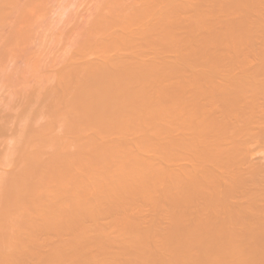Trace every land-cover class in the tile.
Segmentation results:
<instances>
[{
  "label": "bare ground",
  "instance_id": "obj_1",
  "mask_svg": "<svg viewBox=\"0 0 264 264\" xmlns=\"http://www.w3.org/2000/svg\"><path fill=\"white\" fill-rule=\"evenodd\" d=\"M49 1L50 0H48V2ZM217 1L218 0H97L96 8L94 7L95 10L87 16V20H84L83 24H77H81V27L78 26L79 29L75 32V38L73 39L74 44L71 45L70 43L68 45L69 47H67L66 50L64 49L65 51L62 50L64 53H62V51L56 53L61 54V56H59V58L61 57V59H59L60 61L57 60V62L55 60L57 55H54V61L51 60L53 58H49L50 63L48 64L44 63L48 62L46 58H44L45 55L42 59V52H39L40 54L37 53L36 49H38V47L33 49L34 47L31 46L32 42H34V29L39 24L37 21H39L40 14L44 12L46 0H0V79L2 82L8 81L6 83L10 85L7 87L4 83L6 88H3L6 91L9 89L7 91L9 96H5L4 99H10V102H4L5 107L3 106V102L0 103V264H93L99 262L97 260L99 256L101 258L104 256L103 258H107L108 260L110 253L113 252V249L116 251L117 248L119 251L124 249L121 255H125V259L127 258L126 261H128L127 264H264V206H262V210H260L259 204H257L259 203L258 200L260 199L258 198L260 196L262 197V201L264 200V192L262 193V191H260L262 194H258L259 190L264 189V185L261 186L263 189H258L259 185L264 182V179L262 177V183L257 185V181L261 179L262 174L259 175V179V176H256L259 169L258 171L253 168V170H250L253 165L251 159L252 165L250 169L246 166V168L243 167L245 171L247 169L250 172L249 175L242 173L245 171L241 169V172V167H238L246 161L248 163L249 157L248 160H246V158L245 161L242 159L243 156L247 155V147L251 148L249 147L251 144L254 145V148L258 146V148L261 146L263 148L264 146V101H262L263 105L261 104L263 108L260 106L262 108L261 110H259L260 107L257 105L260 104V102H255V100L264 96V88H262L264 86V80L260 81L259 79L258 81V78H255L256 74H259L258 69L253 66L255 69L253 70V68L250 67L251 70H253L252 72L249 70V65L247 66L244 61H239L241 57L240 54H242V56L246 54L244 51V53L240 52L243 49L242 47H244L245 50L247 49L246 46L252 43H250L249 40H253L251 39L253 38V34L251 33L252 35H250V29L249 31L246 30L249 26L244 27L241 17V21L238 18L234 19L236 20L234 21L235 23H239L240 21V24L232 23L230 25L235 31L227 25L230 24L228 23L230 22L229 20L227 23L225 22L226 25L223 26L226 28L224 27L223 30L228 28L229 32L226 30V32L229 33L228 35L224 32L222 34L218 31V33L212 32L215 29L212 30L209 27L208 29L207 27L204 28L207 25V20H209H206V18H208L207 16L211 18L216 15L217 17V14L222 10H226V12L227 10L228 12H234L235 10L236 12L239 8L242 9V7H245L247 12L245 9L241 11L246 12L247 15H252L250 13L256 10L254 6L261 5V3H258L261 0H243V2H246L244 4L247 7L241 2L242 0H224L222 6H218ZM205 2H207V4H205ZM93 3L91 2L90 4L93 6ZM248 3H251V7L254 8L253 10H251V8L248 9L250 7ZM252 4H254V6H252ZM48 5L50 4L48 3ZM249 10L250 13L248 12ZM76 11L79 13L78 10ZM244 12H241V15L244 16ZM257 12L259 11L256 10L254 14L258 15ZM260 12L262 13L261 10ZM238 13H240V10ZM247 15L245 14L246 17L244 16V19H249ZM79 17L76 19L80 20L81 17ZM261 17L258 18L257 16V18L264 23ZM75 21L77 22V20ZM76 22L73 23L76 24ZM262 22L260 24H263ZM209 23L211 22L208 21V24ZM215 23L216 22H214L213 26ZM71 26L74 25L71 24ZM261 26L262 25L259 27L261 28ZM69 27L70 26L67 28L69 29ZM215 28L217 27L215 26ZM255 28L253 32H255L256 36L257 30ZM251 29L253 28L251 27ZM70 30L71 29L68 31L66 29L63 31H68L69 33ZM202 30L205 32V36L201 33ZM157 31H159V35ZM198 31L201 33V38L199 37V33H197ZM155 32H157L156 35L154 34ZM196 33L199 38L195 39ZM71 34L73 33L71 32ZM259 35L257 34V38ZM68 36L70 35L68 34ZM64 39L65 38H63L62 41ZM261 39L263 47L264 41L263 38ZM195 40L201 41V43L199 42L200 45L198 44V50L194 47V44L198 43ZM211 40H216L218 42L215 41L217 45L224 46L222 49L224 52H227V50L230 52V50L233 49L234 51H231L232 54L228 52L230 56L233 55L232 57L240 52V54H238L239 56L235 55V57L231 59L234 61L227 60V57L229 58L230 56L226 53V60L229 62L228 64L231 63L230 66L232 65L233 68H230L229 65H227V67L229 66L228 69L231 71L235 67L240 70L239 66H242L241 69H247L246 72H248V74L242 73V75H244L241 76L240 74L238 78H235L237 76L235 75L233 76L234 78L231 79L228 78L225 80L224 78V80H216L217 75L215 78L213 74H217L220 71L222 72L224 67H227L224 65L221 70L222 66H219V64L217 65L215 62L217 57L215 58L206 51L208 50V45L212 43H210ZM55 42H57V40ZM59 42L60 40L58 39V44ZM236 46H240L241 50L235 53V50L238 49ZM155 47L159 49L158 52L161 48H164L162 50L165 51L166 48L170 49V47H175L173 49L174 51H172V55L174 54L175 57L177 56V54H175L176 49H179L181 52L185 49L186 53H180V56H182L180 58L182 60L181 62L179 61L178 55L175 61L178 63L172 64V62L170 63L167 59L169 58L170 60L171 57H166L169 55L168 49L164 52L166 56L163 55L164 57L162 56L159 60V57L155 58V54L157 56L158 53L154 52L157 51ZM209 48H213V46H209ZM249 48L251 50V47ZM253 49L254 48H252L251 52ZM161 54H163L162 51ZM161 54H158V56ZM254 54L256 53L254 52ZM214 55L222 56L223 52L222 55H217V53H214ZM48 56L51 55L46 54L47 58ZM193 56H197L195 57L197 60L194 59ZM237 56L239 59H237ZM254 56L253 58L255 59ZM189 57L191 60H189ZM246 57L247 56L244 55V58L242 57L243 59L241 60H245L248 64L250 57ZM218 59L219 58H217V63L223 60L220 58L218 61ZM155 60H157V63ZM238 62L239 66H237ZM242 62L245 66L241 64ZM200 64L204 65L203 72L198 71L202 69V65ZM205 64L208 65V67L212 64L213 67L212 65L210 67L213 69L214 65H216L214 69L215 72L213 69L208 70L209 68H207ZM263 64H259V68L260 65L263 67ZM188 65L192 67L190 68ZM253 65L256 64L253 63ZM186 66L190 68V74L188 73L189 70L185 68ZM218 66L220 67V71L216 72L219 69ZM196 67L198 68L195 69ZM205 67L207 69H205ZM192 69H195V71ZM166 70H170L172 73L174 72V74L179 75L182 74L181 72H184L186 75H192L193 73L192 76H196L198 72L197 75L205 74L209 76H200L201 79L198 76V78L195 79L196 77L191 78L192 76L187 78L185 75L186 78H183L182 75L181 77L177 75L178 77L174 78L170 77V75L173 76L174 74H167ZM170 71H168V73ZM205 71H209L210 74L213 71V76ZM233 72L230 76L234 74ZM243 72H245V70ZM262 74L263 77L264 73ZM228 76L229 75H227V77ZM169 78H174L175 82ZM3 79H5V81H3ZM155 82H159V84L157 83L156 85V87L160 85L158 88L159 90H161L160 88L162 85L165 86V82L169 83H166L169 86H166L167 88H165V90L162 89L161 92L164 90L163 94L160 93L159 95L158 93L157 96L155 93L160 91H156L154 88L155 85H153V83ZM170 82H174L176 86L172 85ZM148 90L156 92L151 93L152 91L148 92ZM261 90L262 92H260ZM161 95L166 97L167 101H165V98L162 99L168 102L166 104L169 106L167 108L166 104L161 101L163 103L161 104L163 110H160L161 107L159 105L161 102L156 104L160 97H162ZM2 100L3 99H1L0 102ZM146 105H150V107ZM155 105H158V107ZM164 106H166L167 111H165L166 109ZM142 107L143 110L141 109ZM150 108H155L156 113ZM157 108L158 110H156ZM141 112L144 113H142L144 117L148 114L153 116L152 119L148 116L146 121L150 124L148 125L150 134L153 130H155V132L157 131L156 134H151L156 139H152L153 136L147 132V128V130L144 129L145 126L141 128V124L143 126L146 123L145 119L140 115ZM146 113L147 115H145ZM160 114H162V117H160ZM154 115H158L159 117L156 118V122ZM166 115V120L169 122L172 120L170 123H173L175 126L179 124L180 131L177 128L175 129V126L170 125V123L168 125L171 127L163 125L165 124L163 122L166 121L163 117H166ZM139 116L143 119L139 118ZM160 118L159 124L163 126V128L160 127L159 129L162 128L166 132L162 129L161 131L156 130L159 127L157 121H159ZM138 119L144 121L139 123L140 120L138 121ZM148 119H150V122L154 119L152 122L155 124L152 122L150 123ZM133 121L138 124L135 125L136 127L134 126L135 128L138 127L137 130L139 129V131H142L143 129V132L146 130L145 132L148 133H143L144 135L141 133L143 135H141L143 139L140 138L139 140L143 141H141V143L132 139L134 133L137 131L136 129L134 130V127V133H131V131L127 132L128 134L126 133L127 129H132L133 125L131 126V124H135ZM123 124H127V127H130L127 128L125 125V127H123L124 129H122V126H124ZM151 124H157L158 126L156 125L153 127ZM152 127L153 130L151 129ZM166 127L170 130L169 134L167 133L168 130ZM116 128L118 132L114 131ZM112 129H114L112 132H114L115 135L121 132L118 135V139L115 135V137L113 136L114 139H110L113 135L111 132ZM108 130H110V134L112 135H107ZM122 132L124 134L126 133L127 136L129 133L133 135H131L130 138V141H135L133 145L130 143V147L133 146L131 148L132 150L127 145L129 147L128 149V147L124 145L125 143H118L119 145H116V141L115 143L111 141L115 140V138L119 140L123 135ZM160 132L161 134L158 135ZM172 132H176L174 134L178 133V136L172 135V137H174L171 138ZM162 133H164L165 136L166 134L170 136L165 138L164 141ZM126 135L122 137L124 140ZM149 135L151 139H147V137H150ZM155 135H158L159 138ZM160 135H162L161 138ZM106 136H108V138ZM135 136H137V134ZM137 138L138 136L136 139ZM168 139L170 141H168ZM149 140H151V142L153 141V143H148L150 147L153 146L158 149L160 144H162L160 146L161 149L160 147L159 149L161 152H163L164 149L161 156L164 157L165 162L172 158V162L177 160L178 163H182L184 160L178 158L182 155L183 158L186 156H188V158L190 157L189 159L192 161V163H190L191 165L187 167L179 163L182 167L177 169L175 168L176 166L174 168L171 166L172 168L170 170H168L169 166L166 165L168 168L162 166L166 168H159V170L164 169L163 172H167V176L165 175L167 179L165 180L163 177L165 173L162 174L161 171L155 170L157 168L152 167L155 163L156 165L158 164L157 160H155L156 156L155 158L149 156L151 162L150 160L148 161L149 157L146 154L151 153L150 155H152L153 153H157V155H160L161 153L156 150H150L149 152V150L145 148L147 146H145V141L147 143ZM243 140L244 142H242ZM96 141L99 143H96ZM104 141L106 143H104ZM107 141H110V143ZM156 141L159 142V146H155V144L158 145ZM167 141L171 144H166L165 142ZM91 142L99 145L96 146V148L98 147L97 150L93 151L89 149ZM257 142L263 145L255 147ZM103 143L106 146H104ZM242 143H247L248 146H246L247 144L243 146ZM107 145L111 146L108 148H111L113 154H111ZM112 145H114L115 149L116 146L118 147V150L116 149L118 152L112 149ZM119 146L121 148L123 146V148L121 149ZM134 147H138L139 150L141 149V152L143 150H148L145 153H141L142 155L144 153L147 157L145 155L139 156V154L137 156L136 154L137 152L139 153V151H135L138 149ZM241 147L246 149L245 152H240V154L246 153V155H241L242 158L239 157V150L242 149ZM165 148L168 149L165 151ZM175 148L179 149H177L176 154L173 152ZM124 149L126 151H124ZM253 150L256 151L255 149ZM119 151L122 152L120 153ZM249 151L250 149L248 152ZM129 152L131 154H129ZM165 152H169L168 154H172V156L170 155V158H168L169 155ZM177 152H179V154H177ZM119 153L120 156L123 155L124 160L126 157L128 158L129 155H131V157L136 156L137 159L134 163L132 161H135V159L133 160L131 157L125 160L128 166H130L129 170L128 167L126 168L127 171L125 168L123 169V162L125 161H121ZM124 153H126V155ZM183 154L186 155L184 156ZM250 154L252 155L253 153ZM161 156L159 158H161ZM98 157L99 164L96 162L98 167L89 163L90 160L97 161ZM140 157L143 159L145 158V160H141ZM188 158L187 161L189 160ZM146 159L147 163H145ZM152 159L156 162L154 161L152 163ZM170 160L167 162L169 163L168 165L172 163ZM187 161L185 160V162ZM110 162L113 163L112 166H110ZM75 164H77V166ZM106 165H109L108 168H105L107 167ZM156 165L155 167H158L162 165V163ZM254 165L257 166L258 164L255 163ZM79 166L81 170L83 169L84 171H82V173L88 175L84 174V176H80L79 173L81 170H79ZM74 167L79 173L78 171L75 173L76 170L73 169ZM93 167H95V169L96 167L99 168L98 170H101V173L109 169L107 172H109L110 175L108 176L107 173L103 174V178L100 174V176H96L97 173H95L96 170H94ZM92 169L94 172H91ZM102 169L105 170L102 171ZM112 170H114V173L112 172V178L106 183V178L110 179V171ZM71 171L75 173V175L72 174L73 177L77 174L76 179L80 176L78 179L79 181L84 177L86 180V176L88 179L86 181L82 179L85 181L84 184L73 180L75 185L76 183L81 185L76 187L73 183L74 186L71 185V187H68L70 189L73 188L70 192L67 188L68 184L63 179V175ZM249 172H246V174ZM91 173H93V175L90 176L89 174ZM158 174H162L161 179L163 181L161 179V181H159L158 176L160 175ZM62 181H64V183L60 184ZM163 182H167L166 184L164 183L166 186H163ZM248 183L252 185H248ZM156 184L157 186H163V189L158 186L160 190L157 194H161V198H163L161 204H167L168 202L167 206L165 205L167 207L166 212L162 209L161 211H156L157 209L155 210L153 208L155 203L158 205L156 201L152 202V193L154 191L157 192L155 189ZM61 188L67 190L63 191ZM161 189L163 190L162 193H160ZM59 190L61 192H59ZM59 193H64V196H66L65 194L67 193V198L65 199L64 197L63 199L65 200L60 199L59 197H61V194ZM100 196H102V198H99ZM239 197L240 199H238ZM125 199L129 200L126 201ZM103 200L107 202L105 203ZM134 200L137 202L139 201V203H137L138 206L136 204L131 206L134 204ZM142 200L144 203H147L148 200L147 204L149 205L151 203L149 206L152 207L153 212L156 213H152L151 210V213L153 215L155 214L153 220L150 218L151 221L148 219V217H152L151 214L150 216H145L149 212H145L146 214L143 217V219L147 217L148 221L153 222L152 226L151 223L148 222L150 224L149 227L151 226L152 228H150V230L153 231L155 226L164 219V213L169 215V223L167 222L168 226L164 222L166 229H163L165 232H163V229L159 230V232H163L160 233L162 235L158 234L160 239L156 237L157 233L155 234L154 231L150 233L149 230L148 232V224L144 225L146 229H144V227L142 230L140 229V226L142 227L143 225L141 224L143 220L137 221V219L141 217L137 215L136 219L135 213L139 212L138 210ZM164 200H167V202H163ZM108 201L111 203L107 204ZM143 201L141 206L143 205ZM131 202L133 203L131 204ZM124 203H127L130 209L122 211H127L128 215L129 210H131L132 213H130L134 216L135 222L132 218H126L123 221H121V219L118 220L119 217L117 218V216L122 213H118L117 210H115L118 214L116 216L117 219L114 220L115 222L118 220V224L115 223L118 227L112 220H110V222H112L114 226L110 223L105 224L106 222L103 223V221L102 223L105 225L100 223L101 221L99 222L101 216L99 211H102L100 210L101 204L105 205L106 208L107 205H111L109 207L114 205V207H118V205ZM98 205L100 207H98ZM123 206L124 205H122V208ZM165 206L163 205V208ZM168 206L170 208L169 210ZM256 206L259 208H256ZM132 207L135 208H133V211L131 209ZM160 207L162 208V205L159 207L157 206L158 209ZM166 207L164 209H166ZM124 208L126 209L127 207ZM141 209L143 210L142 207ZM113 211L114 210L111 212L105 211V213L115 214V211ZM146 211H149V209H146ZM157 213L158 216L161 214L163 219H161V215V218H159L160 216L158 217ZM98 214L97 222L94 220L97 219L95 217ZM107 214L102 215L105 216ZM131 214L130 216L132 217ZM127 215L126 217H128ZM141 215H143V212ZM157 217L159 218V221H157L158 223H156V220H158ZM123 218H125V216H123ZM87 220L88 222H95L96 226L98 225L97 228L95 227L96 231L93 230L94 233L98 231V239L95 241L92 240L95 239L92 238V234H94L91 231L92 228H87L84 225ZM145 221L146 220H144V222ZM136 222L138 223L136 224ZM100 224L104 228H99ZM108 224L112 226V228L109 227ZM91 226H95V224ZM115 227H117L118 231L116 229L113 230ZM109 228L112 229L111 232ZM115 231H117V233ZM119 231L120 233H118ZM139 231L145 232L138 235L137 233ZM156 231L157 229L155 232ZM112 232L117 234V238L118 236L122 237L120 236L121 234L124 235L123 238L125 235H128L131 237L129 238L127 236L130 240L132 239V243L125 246L126 248L123 247L125 245L123 243L121 247H115L114 245L116 249L113 248L111 252L108 251L107 248L104 250L106 242L102 237L107 236L110 238L106 233L109 235L111 233L112 235ZM147 232L155 235L152 236V238ZM88 234L92 237L85 240ZM154 237L158 240L153 243L152 239L156 240ZM43 238L67 239L65 240V244L61 242L58 247L54 245L55 241L53 242L49 239L52 246L50 247V243L48 242L49 250L43 253V248L47 245V241ZM123 238L122 240H127ZM109 240L108 245L111 241L113 244L116 243L114 242V238ZM157 244L160 246L158 247ZM92 245L95 246L96 250L91 247ZM152 246L154 250L152 248L151 250L154 255L157 251L160 252H157V255L159 254L158 256L155 255L154 257V255L150 254L152 251H150L149 248ZM66 247H68V250L65 249ZM159 248L161 251L158 250ZM90 249L93 250L91 251ZM106 251H108V255ZM115 251L111 253V260H118L116 255L117 257H122L119 254L120 252L115 253ZM125 252L129 254H127L128 257L124 254ZM162 253L164 254L162 255ZM131 254L133 258H129ZM165 254L166 257L168 255L167 258L163 257ZM170 256L171 258H169ZM103 258L101 261L102 263L105 262ZM125 259L122 260L121 258L123 262H125ZM128 259L133 260L129 261ZM110 261L108 264H114Z\"/></svg>",
  "mask_w": 264,
  "mask_h": 264
},
{
  "label": "rangeland",
  "instance_id": "obj_2",
  "mask_svg": "<svg viewBox=\"0 0 264 264\" xmlns=\"http://www.w3.org/2000/svg\"><path fill=\"white\" fill-rule=\"evenodd\" d=\"M89 1H90V2H89ZM223 1H224V0H222V1H221V0L219 1V0H218V1H217V2H218V6H220V5L222 6L223 3H224ZM227 1H228V0H227ZM262 1H263V2H262ZM47 2H48V0H46V2H45V6H44L45 8H44V12H43L44 15H43V13L40 14V17H39V19H38L39 21H37V22H39V24L37 23L38 25H37V27H35V29H34V33H33V35H34V36H33V37H34V39H33L34 42H32L31 46L34 47L33 49H35V48L38 47V49H36V50H37V53L42 52V53H43V54L41 53V55H42V56H41L42 59H43V57H44V55H45L44 58H46V61H48V62H44V63H48V64H49V63H50L49 58H50V59L53 58V59H51V60L54 61V55H55V56L57 55V56L55 57V60L57 61V60L61 59V57L59 58V56H61V54H56V53H59V51H62V50L65 51L66 48L69 47L68 45H69L70 43H71V45L74 44V43H73V42H74L73 39L75 38V32L78 31V29H79L78 26L81 25V24H80V25H77V24H79V23H82V24H83V21H84V20H85V21L87 20V16H89L90 13L93 12V11L95 10L96 5H97V0H54V1H53V0L51 1V0H50V1L48 2L50 5H48ZM91 2H92V3L94 2L95 4L93 3V6H92V4H90ZM225 2H226V1H225ZM241 2H243V0H242ZM80 3H81V4H80ZM219 3H220V4H219ZM244 3H246V2L244 1L243 4H244ZM258 3H261V5H258V4L256 3V4L258 5V6H256L257 8L254 6V4H252V6H254V8H255L257 11H259V12H257L258 15H255V14H254V12H256V10L252 11L251 13H250V10L248 11L250 14H252V15L254 14L253 16H252V15H249V14L247 15V13H246V12H247V9H245V7H242V9L239 8L240 13H238L239 10H236V12H235V10H234L235 13H234L233 11H229V12H228V10H227V12H226V10H222V11H220V13L217 14V15H218V16H217L218 18L216 17V15H215V17H211V18H210V16H207L208 18H206V20L209 19V20H207V25H208V26L206 25L204 28L207 27V29H208V27H209V28L212 29V30L215 29V30L212 31V32H217V31H218V32H220L221 34H222L223 32H224V33H227L226 30H228V28H227L226 30H225V29L223 30V28L225 27V26H223V25H226V23H227L228 20H229L230 22H228V23H230V24H227V25H229V28H231L232 30H234L232 27H230V25H231L232 23H233V24H237L238 22L235 23L234 21H236V20H234V19H237V18L240 19V17H241V19H242V24L244 25V27H245V26H246V27L249 26L248 29H246V28H245V29H246L247 31H249V29H250L249 33H250V35L253 34V35H252L253 38H251V39H253V40H252V41L249 40V42H250V43L252 42V43H251V44L248 43L249 46H246L249 52L247 51V49L245 50L244 47H242L244 50H243V49L241 50V49H240V46H239V47L236 46V48H238V49H236L237 51L235 50V53H236V52H239V50H241L240 52H242V53L245 52L246 54H244V55H246L248 58L250 57V58H249V62H248V64H247V62H245V60H241V59L244 58V55L242 56V54H240V52H239V53H236L235 55L240 54L241 57H240V60H239V61H240V62H241V61H244V63H246L247 66L249 65V66H248L249 68H250V67L253 68V66H254V68L258 69V70H259V71H258L259 74H258V75L256 74V77H255V78H258V81H259V79H260V81H262V80H264V76L262 77V75H263L262 73H264V71H262V70H264V69H263L264 66L261 67V65L264 63V57H263V55H264V54H263V52H264V46L262 47L263 43H262V39H261V38H263V41H264V33H263V32H264V23H263L260 19H258V18L262 16L261 19L264 20V14H263V13H264V12H263L264 7H262V6H264V0H261V1H259ZM82 4H83V5H82ZM205 4H207V2H205ZM256 4H255V5H256ZM94 5H95V6H94ZM244 5H245V4H244ZM248 5L250 6L248 9H250V8H251V10L254 9L253 7H251V3H250V4L248 3ZM46 6H47V8H46ZM245 6H246V5H245ZM76 7H77V8H76ZM79 7H80V8H79ZM88 7H89V8H88ZM94 7H95V8H94ZM246 7H247V6H246ZM259 7H260V8H259ZM78 8H79V9H78ZM84 9H85V10H84ZM87 9L89 10V12H88ZM237 9H238V8H237ZM243 9H245L246 12L241 11V10H243ZM259 9L262 11V13L260 12ZM76 10H78L79 13H77ZM46 11H47V12H46ZM224 11H225V12H224ZM82 12L84 13V15H83ZM218 12H219V11H218ZM230 12H232V13H230ZM241 12H244V16H245V14H246V15H247V18H249V19H246V18H245V19H246V20H245V19H244V16L241 15ZM45 13H46V14H45ZM81 13H82L83 16L81 15ZM86 13H87V14H86ZM88 13H89V14H88ZM222 13H223V14H222ZM227 13H228V14H227ZM76 14H77L78 16H77ZM79 14H80L81 16H80ZM235 14H236V15H235ZM242 14H243V13H242ZM260 14H261V15H260ZM41 15H42V16H41ZM75 15H76V16H75ZM240 15H241V16H240ZM74 16H75V17H74ZM79 16L81 17V19H80V20H79V19H76V18H78ZM85 16H86V19H85ZM220 16H221V19H220ZM231 16H232V18H231ZM238 16H239V17H238ZM254 16H256V17H254ZM257 16H258V18H257ZM80 17H79V18H80ZM83 17H84V18H83ZM233 17H235V18H233ZM242 17H243V18H242ZM245 17H246V16H245ZM251 17H252V18H251ZM74 18H75V19H74ZM212 18H214V19H212ZM215 18H216V19H215ZM73 19H74V20H73ZM210 19H211V20H210ZM223 19H224V20H223ZM241 19H240V21H241ZM252 19H253V21H252ZM254 19H255V20H254ZM256 19H258V20H256ZM72 20H73V21H72ZM75 20H77V22H76ZM213 20H214V21H213ZM217 20H219V21H217ZM244 20H245V22H244ZM69 21H70V22H69ZM78 21H79V22H78ZM208 21H210L211 23L208 24ZM238 21H239V20H238ZM240 21H239L238 24H240ZM246 21H248V22H246ZM251 21H252L253 23H252ZM258 21H259V23H258ZM260 21H261L263 24H260V23H261ZM68 22H69V23H68ZM71 22H72V23H71ZM73 22H76V24L73 23ZM214 22H216V23H215V25L213 26ZM217 22L219 23V25H218ZM225 22H226V23H225ZM255 22H256V23H255ZM245 23H247L248 25L245 24ZM250 23H251V24H250ZM67 24H68V25H67ZM71 24L74 25V26H71ZM220 24H221V25H220ZM256 24H257V25H256ZM217 25H218V26H217ZM255 25H256L257 27H256ZM260 25H262L261 28L259 27ZM64 26H65V27H64ZM68 26H70L69 29H71L69 33H68L69 29L67 28ZM215 26H216L217 28H215ZM73 27H74V28H73ZM80 27H81V26H80ZM212 27H213V28H212ZM218 27H220V28H218ZM251 27H252L253 29H251ZM255 27H256V28H255ZM258 27H259V29L257 30ZM225 28H226V27H225ZM254 28L257 30V31H256V36H255V32H253V31H255ZM262 28H263V29H262ZM66 29L68 30V31H66L67 33L64 32ZM73 29H74V30H73ZM76 29H77V30H76ZM207 29H204V30H207ZM35 30H36V31H35ZM63 30H64V31H63ZM259 30H260V31H259ZM73 31H74V32H73ZM234 31H235V30H234ZM262 31H263V32H262ZM63 32H64V34H63ZM71 32H72L73 34H71ZM157 32H158V35H159V31H157ZM157 32H155L154 34L156 35ZM218 32H217V33H218ZM228 32H229V30H228ZM260 32H261V34H260ZM61 33H62V34H61ZM197 33H199V35H200L199 37H200V38L202 37V36H201V33L204 34L203 36L206 35L205 32H204L203 30H202L201 33H200V31H198ZM197 33L195 34V39H196V38H199ZM206 33H207V32H206ZM251 33H252V34H251ZM262 33H263V34H262ZM68 34H69L70 36H73V35H74V36H73V37H70V36H68ZM228 34H229V33H227V35H228ZM257 34H258V35L260 34L259 36H261V37L258 36V38H259L260 40L257 38ZM59 35H60V37H59ZM62 35H63V37H62ZM64 35H65V36H64ZM223 35H224V34H223ZM262 35H263V36H262ZM196 36H197V37H196ZM252 36H251V37H252ZM68 37H69V38H68ZM254 37H255V38H254ZM63 38H65V39L62 41ZM58 39L60 40L59 44H58ZM69 39H71V40H69ZM249 39H250V38H249ZM56 40H57V42H55ZM67 40H68V41H67ZM72 40H73V41H72ZM193 40H194V39H193ZM197 40H200V39H197ZM197 40H195V41H197ZM254 40H255V41H254ZM256 40H257L258 43L256 42ZM69 41H71V42H69ZM215 41H216V40H214V41L211 40V41H210V43H211V42H212V43H211V44L209 43L210 45H208V47H207L209 51H208V50H206V51L209 52L210 55L214 56L215 58H216V57L219 58L218 61L220 60V58L223 59L224 54H225L224 59L221 60L222 63L220 62L221 64H220L219 62L217 63V58H216V61H215L217 65L219 64V66H222V67H221V70H222L223 67H224V65H225L226 67H227V65L230 66L231 63L228 64L229 62H228L227 60H231L232 58L235 57V55H234V57H232L233 55H231V56L229 55V53L232 54L231 51H232L233 49H231L230 52H229L228 50H227V52H224V50L222 51V49H223L224 46L222 47L221 45H217L218 42L216 41V42H217V43H216ZM63 42H64V43H63ZM197 42H198V43H196V44H194L193 42H190V43H193V44L195 45L194 47H196V49L198 50L201 41H197ZM199 42H200V43H199ZM214 42H215L216 44H215ZM255 42H256V43H255ZM56 43H57V44H56ZM61 43H62V44H61ZM65 43H66V44H65ZM260 43H262V44H260ZM187 44H188V43H187ZM198 44H199V45H198ZM214 44H215L216 46H215ZM229 44H230V43H229ZM62 45H64V46H62ZM71 45H70V46H71ZM184 45H185V44H184ZM211 45L213 46V48H209V46L212 47ZM251 45H252L253 47H252ZM258 45H259L260 47H259ZM35 46H36V47H35ZM182 46H183V45H182ZM197 46H198V48H197ZM214 46H215V47H214ZM217 46H218V48H217ZM226 46H228V45H226ZM226 46H225V47H226ZM256 46H257V47H256ZM62 47H63V48H62ZM180 47H181V46H180ZM194 47H192V48H194ZM249 47H251V50H252V48H254L252 52H251V50H250ZM261 47H262V48H261ZM61 48H62V49H61ZM155 48H156V47H155ZM157 48H158V46H157ZM157 48H156V49H157ZM159 48H161V47H159ZM174 48H175V47H172V48L170 47V49L166 48V49H168V51H169V55H170V56H169V55L166 56V53L164 54V52L167 51L166 49H165V51H164V50H162V49H164V48H161L159 52H158L159 49H157V51H154L155 53L158 52V53H157V56H156V54L154 53V54H155V58H156V57H157V58L159 57V60H160V58H162V56L164 55V56H166V57H171L170 60H169V58H167L168 61H169L170 63L172 62V64H173V63L176 64V63H178V62H175V61L177 60L178 55H179V61L181 62L182 60H181L180 58H181L182 56H180V53H182V52H183V53H184V52L186 53V51H185V49H184V50H182V52H181L179 49H176V50H175V54H177V56L175 57L174 54L172 55V51H174V50H173ZM177 48H179V47H177ZM214 48H215V50H214ZM260 48L263 49V50H261ZM39 49H41V50H39ZM43 49H44V51H43ZM57 49H58V51H57ZM64 49H65V50H64ZM156 49H155V50H156ZM180 49H182V48H180ZM194 49H195V48H194ZM196 49H195V50H196ZM216 49H218L219 51L216 50ZM224 49H227V48H224ZM258 49H259V50H258ZM178 50H179V51H178ZM255 50H256V51L258 50L259 52H258V51L256 52ZM45 51H46V52H45ZM47 51H48V52H47ZM55 51H56V52H55ZM63 51H62V53H64ZM161 51L163 52V54H161ZM176 51H177V52H176ZM233 51H234V50H233ZM243 51H244V52H243ZM262 51H263V52H262ZM44 52H45V54H44ZM50 52H51V53H50ZM170 52H171V53H170ZM178 52H179V53H178ZM213 52H214V53H217V55H219V54L222 55V52H223V55H222L223 57L220 56V55H219V56H215L216 54L214 55ZM228 52H229V53H228ZM250 52H251V53H250ZM254 52H255L256 54H254ZM260 52H262V53H260ZM48 53H49V54H48ZM53 53H54V54H53ZM60 53H61V52H60ZM173 53H174V52H173ZM226 53L231 57V58L229 57L230 59L226 56ZM252 53H253V54H252ZM39 54H40V53H39ZM46 54H47V55H51V56H48V58H47V57H46ZM158 54H161V55H160L161 57L158 56ZM167 54H168V52H167ZM247 54H250V55H247ZM258 54H259V55H258ZM262 54H263V55H262ZM252 55H253V56L255 55L254 57H255L256 60L253 58ZM257 55H258V56H257ZM260 55H262V56H260ZM164 56H163V57H164ZM173 56H174V57H173ZM197 56H198V55H197ZM197 56H195V57H197ZM238 56H239V55H238ZM238 56H237V59H239ZM193 57H194V56H193ZM195 57H194V59H196ZM226 57H227V60H226ZM242 57H243V58H242ZM247 57H246V58H247ZM251 57H252L253 59H252ZM257 57H259V58H257ZM191 58H192V56H191ZM191 58L189 57V60H191ZM215 58H214V59H215ZM261 58H262V59H261ZM163 59H164V58H163ZM173 59H174V60H173ZM192 59H193V58H192ZM235 59H236V58H235ZM237 59H236V60H237ZM250 59H251V60H250ZM157 60H158V59H157ZM157 60H155V62H156ZM196 60H197V59H196ZM236 60H235V61H236ZM246 60H247V59H246ZM253 60H254V61H253ZM257 60H258V61H257ZM259 60H261V61H259ZM43 61H44V60H43ZM56 61H55V63H56ZM59 61H60V60H59ZM193 61H195V60H193ZM226 61H227V64H226ZM231 61H234V60H231ZM247 61H248V60H247ZM250 61L253 62L254 64H256L257 66H256V65H253V63H251ZM57 62H58V61H57ZM195 62H196V61H195ZM223 62H224V63H223ZM255 62H256V63H255ZM156 63H157V62H156ZM233 63H234V62H233ZM236 63H237V61H236ZM244 63L242 62L241 64L243 65ZM180 64H181V63H180ZM259 64H261V65H260V68H259ZM197 65H199V64H197ZM200 65H202V69H203V70L201 69V70H198V71L203 72V71H204V68H203L204 65H203V64H200ZM211 65H212V64H210L209 67H208V65L205 64V66H207V68H209L208 70L213 69V68H212L213 65H212V67H210ZM234 65H235V63H234ZM263 65H264V64H263ZM188 66H189V65H188ZM188 66H186L185 68H187V70H189L188 73L190 74V71H191L190 68H191L192 66H189L190 68H189ZM215 66H216V65H214V69H215ZM219 66H218V67H219ZM229 66H228V67H229ZM237 66H239V62H238V64H237ZM244 66H245V64H244ZM244 66H243V69H244ZM247 66H246V68H247ZM200 67H201V66H200ZM200 67H199V68H200ZM228 67H227V68L224 67V69H225L226 71L223 69L222 72L220 71V67H219L218 71H216V72H219V71H220V72L217 73V74H215V73L213 74L214 77L217 75V78L215 77L216 80H217V79H218V80H221V79L224 80V78H225V80L228 79V78L231 79V78H234L233 76H235V75H237L235 78H238V77L240 76V74H241V76H243L245 73H246V75L248 74V72H246L247 69H244L245 72H243L244 70L241 69L242 66H239V67H240V70H238L239 68H237V67L234 66L235 68H234L233 70H231L232 72L234 71V72H233L234 74H233L232 76H230V75L232 74V72L228 69ZM188 68H189V69H188ZM193 68H194V66H193ZM197 68H198V67H196L195 69H197ZM207 68L205 67V69H207ZM230 68H233L232 65L230 66ZM251 68H250L249 70H251ZM254 68H253V70H255ZM261 68H262V69H261ZM195 69H192V70L195 71ZM214 69H213V70H214ZM227 69H228V70H227ZM241 70H242V71H241ZM253 70H251V71L253 72ZM168 71H170V70H168ZM168 71L166 70L167 74H174V72L172 73V72L170 71V72L168 73ZM223 71H224V72H223ZM236 71H237V72H236ZM251 71H250V72H251ZM156 72H157V71H156ZM160 72H162V71H160ZM186 72H187V71H186ZM205 72H206V71H205ZM212 72H213V71H212ZM212 72H211V74H210L209 71H207L206 73L212 75ZM214 72H215V70H214ZM226 72H227V73H226ZM230 72H231V73H230ZM250 72H249V73H250ZM181 73H182V74H181L182 77H183V78H186V77H185L186 73H184V72H181ZM195 73H196V72H195ZM195 73H194V74H195ZM197 73H198V72H197ZM197 73H196V76H195V75L192 76L193 73H192V75H186V76H187V78H188L189 76H190V77L192 76L191 78L196 77L195 79H197L198 76H199V78H200V76H206L205 74H204V75H197ZM224 73H225V74H224ZM229 73H230V74H229ZM242 73H244V74L242 75ZM156 74H158V73H156ZM199 74H200V72H199ZM202 74H203V73H202ZM220 74H221V75H220ZM226 74L229 75L230 77H229V76L227 77ZM174 75H176V76H174ZM174 75H173V76L170 75V77H174V78L176 77V78H177V77H178L177 75H179V74H174ZM181 75H179V77H181ZM213 75H212V76H213ZM246 75H245V76H246ZM260 75H261L262 78L260 77ZM208 76H209V75H208ZM208 76H206V77H208ZM1 78H2V77H1ZM174 78H169V79H172V80H174V82H175V79H174ZM204 78H205V77H204ZM219 78H220V79H219ZM200 79H201V78H200ZM177 80H178V79H177ZM202 80H203V78H202ZM255 80H257V79H255ZM3 81H5V79H3ZM200 81H201V80H200ZM6 82H8V81H6ZM6 82H2V80L0 79V84L2 83V84L0 85V88L2 89V90L0 89V100L3 99L0 103L3 102V106H4V102H10V101H9L10 99H9V100H8V99H6V100L4 99L5 96H9V95H8L9 93H7V91H8L9 89H8L7 91L4 90V89L6 88V85H7ZM174 82H170V83H172V85L176 86V84H175ZM4 83L6 84L5 86H4ZM157 83L159 84V82H157ZM157 83H156V82L153 83V85H155L154 88L156 89V91H158V90H159L158 88L160 87V85L156 87ZM166 83H167V82H165V84L162 83V84H164L165 86H163V85L161 84L162 87L160 88L161 90H159L160 92L155 93L156 91L153 92V90H151L152 92H151L150 90H148V92L155 93V95H157V96H158V93H159V95H160V93L163 94L165 88H167V87L169 86V85H167V84H169V83H167V84H166ZM173 83H174V84H173ZM153 85H152V86H153ZM172 85L170 84L171 87H172ZM263 85H264V84H263ZM8 86H10V85L8 84L7 87H8ZM166 86H167V87H166ZM174 86H173V87H174ZM3 88H4V89H3ZM151 88H153V87H151ZM154 88H153V89H154ZM262 88H264V86H263ZM162 89H164L163 92H161ZM3 90H4V92H3ZM259 90H260V89H259ZM263 90H264V89H263ZM260 92H262V90H261ZM151 93H150V94H151ZM151 95H153V94H151ZM263 95H264V93H263ZM153 96H154V95H153ZM161 96H162V95H161ZM260 96H261V95H260ZM263 97H264V96H263ZM263 97H261V98L263 99ZM12 98H13V97H12ZM162 98H163V99H164V98L166 99V97L163 95L162 97H160V99H159L160 101L158 100V102H157L156 104H159L161 101H163L164 104L168 103V102H165V101H167V99L164 101ZM259 98H260V97H259ZM261 98L258 99V100H255V102H256V101H259V102H260V104H257V103H256V104L258 105V107H260V106L262 107V105H263V104H262V101H264V99L262 100ZM4 100H5V101H4ZM7 100H8V101H7ZM259 102H258V103H259ZM8 104H10V103H8ZM161 104H163V103L161 102L160 105H159V106L161 107L160 110H163V106H161ZM261 104H262V105H261ZM6 105H7V104H6ZM150 105H151V104H150ZM150 105H146V106H147V107H150ZM153 105H154V104H153ZM257 105H256V106H257ZM0 106H1V105H0ZM144 106H145V104H144ZM144 106H143V107H144ZM155 106L158 107V105H155ZM166 106H167V104H166ZM166 106H164L165 109H166L165 111H167V108L169 107V106H167V108H166ZM241 106H242V104H241ZM4 107H5V106H4ZM140 107H141V106H140ZM143 107L141 108L142 110H143ZM151 107H154V106H151ZM261 107L259 108V110H261V109L264 107V105H263L262 108H261ZM139 109H140V108H139ZM139 109H138V110H139ZM145 109H146V108H145ZM150 109H153V112H155V108H150ZM150 109H149V110H150ZM138 110H137V111H138ZM156 110H158V108H157ZM160 110H159V111H160ZM168 110H169V109H168ZM147 111H148V109H147ZM150 111H151V110H150ZM145 112H146V110H145ZM161 112H162V111H161ZM161 112H160V113H161ZM142 113H143V112H141L140 115L145 119V122L147 123L146 118H148V116H150V115H149V114L147 115V113H146L145 115H147V116L144 117V115H142ZM151 113H152V112H151ZM155 113H156V112H155ZM158 113H159V112H158ZM158 113H157V114H158ZM163 113H165V112H163ZM163 113H162V114H163ZM138 114H139V111H138ZM143 114H144V113H143ZM152 114H153V113H152ZM162 114H160V117H162ZM163 115H165V114H163ZM167 115H168V114H167ZM167 115H166V117H163V118H165L164 120H166ZM154 116H155L154 119H155V122H156V118L158 117V115H157V116L154 115ZM168 116H169V115H168ZM170 116H171V115H170ZM137 117H138V116H137ZM137 117H136V118H137ZM150 117H151V119L153 118L152 115H151ZM139 118H141V117L139 116ZM143 118H141V119H143ZM158 118H159V117H158ZM170 118H171V117H170ZM172 118H173V117H172ZM134 119H135V118H134ZM141 119H138V121L140 120L139 123H140L141 121H144V120H141ZM154 119H153L152 121H154ZM135 120H137V119H135ZM135 120H134V121H135ZM157 120H158V119H157ZM160 120H161V118L159 119V121H157L158 124H159ZM162 120H163V119H162ZM169 120H170V119H169ZM173 120H174V119H173ZM128 121H129V120H128ZM134 121H133V122H134ZM138 121H137V122H138ZM148 121L150 122V119H148ZM152 121H151V122H152ZM171 121H172V120H171ZM171 121H170V122H171ZM174 121H175V120H174ZM174 121H173V122H174ZM177 121H178V119H177ZM177 121H176V122H177ZM130 122H131V120H130ZM130 122H129V123H130ZM151 122H150V123H151ZM166 122H167V123H166ZM170 122H169L168 120H166L165 122H163V123H165V124H163V125H167V126L174 125L173 123H170ZM176 122H175V123H176ZM129 123H128V124H129ZM134 123H135V122H134ZM141 123H142V122H141ZM143 123H144V122H143ZM146 123H145V125H143V126H142V124H141V128L145 126L144 129L147 128V129H148L147 132H149V129H150V128H149L148 125H150V124L147 123V127H146ZM152 123H154V122H152ZM169 123H170V125H168ZM177 123H178V122H177ZM177 123H176V124H177ZM154 124H155V123H154ZM161 124H162V121H161ZM123 125H124V126L121 125V126H122V129H124L123 127H125V125H126V127H127V124H123ZM132 125H133V126H132ZM135 125H138V124H136V123H135V124H133V123L131 124L132 129H130V128L127 129L128 127H130V126H128V127L126 128V129H127L126 133L129 132V131H131V133H132V132L134 133V130H135V129L137 130V128H138V127L135 128V127H136ZM151 125H152V124H151ZM156 125H157V124H156ZM156 125H152V126L154 127V126H156ZM238 125H239V124H238ZM134 126H135V127H134ZM157 126H158V125H157ZM174 126H175V125H174ZM174 126H173V127H174ZM133 127H134V130H133ZM139 127H140V124H139ZM153 127L151 128L152 130H153ZM160 127L163 128V126H161V125L159 124L158 129H156V128H155V129L158 130V131H159V130L161 131L162 128L159 129ZM164 127H165V126H164ZM170 127H171V126H170ZM141 128H140V129H141ZM166 128H167V127H166ZM176 128L180 131L179 124H178L177 126H175V129H176ZM126 129H125V130H126ZM147 129H146V130H147ZM168 129H169V128H167V130H168ZM113 130H114V129H112L111 132H112ZM116 130H118V129L116 128L114 131H116ZM146 130H145V131H146ZM152 130H151V131H152ZM162 130H163V129H162ZM140 131H141V130H140ZM140 131H139V129H138V130L134 133V136L131 134V135L133 136V137H132L133 140L135 139V141H139L140 138L143 139L142 136H143L144 134H148V133L145 132V131L143 132V129H142L141 132H140ZM153 131H154V132H153ZM153 131L151 132V134L153 133V135H154V133H155V134L157 133V131H156V132H155V130H153ZM163 131H165V130H163ZM111 132H110V130H108L107 135H108V134H109V135H112V134H110ZM116 132H118V131H116ZM116 132H115V133H116ZM119 132H120V131H119ZM138 132H139V134H138ZM165 132H166V131H165ZM169 132H170V130H168L167 133L169 134ZM112 133H113V135L111 136L112 138H110V139H114L115 136H117L116 138L118 139V137H119L118 135H119L121 132L118 133V135H117V134L115 135L114 132H112ZM126 133L124 134V133L122 132V134H123V135L121 134L122 137H123L124 135H126ZM141 133H142V134L144 133V134L142 135ZM174 133H176V132H174ZM174 133L172 132V134H171V138H173L174 136H176V135L178 134V133H177V134H174ZM127 134H128V133H127ZM136 134H137V136H138V138H139V139L137 138L138 140L136 139V137H137V136H135ZM149 134H150V132H149ZM151 134H150V135H151ZM159 134H161V132L158 133V135H159ZM162 134H163L164 141H165V138H167V137L170 136V135H167V134H166V136H165L164 133H162ZM114 135H115V136H114ZM131 135H130V133H129L128 136L126 135V137H124L125 140L121 137V138H119V140H117V139L115 138V140H111V141H112V142L114 141L113 143H115V141H116V145H119V144H121V143H123V144L125 143L124 145H125L126 147H128V146L130 147V143H131L132 145L135 143V141H133V140L130 141ZM141 135H142V136H141ZM150 135H149V136H150ZM153 135H151V136H153ZM158 135H155V136H157V137L159 138ZM172 135H174V136L172 137ZM113 136H114V137H113ZM129 136H130V137H129ZM140 136H141V137H140ZM151 136H150V137H147V139H148V138L151 139ZM161 136H162V135H160V138H161ZM177 136H178V135H177ZM106 137L108 138V136H106ZM128 137H129V138H128ZM171 138H170V140H171ZM144 139H145V136H144ZM147 139H146V140H147ZM152 139H156V138H154V136H153ZM175 139H176V138H175ZM244 139H245V138H244ZM246 139H247V138H246ZM157 140H158V139H157ZM170 140L168 139V141H170ZM117 141H118V142H117ZM141 141H142V140H141ZM141 141H139V142L141 143ZM158 141H159V140H158ZM158 141H156V142H158ZM162 141H163V140H162ZM162 141H161V142H162ZM164 141H163V142H164ZM168 141L165 142V143L167 144ZM238 141H239V140H238ZM240 141H241V140H240ZM94 142H95V141H94ZM94 142H91L90 147H89V149H90V150L92 149L93 151L97 150L98 147L96 148V146H99L98 144H96V143H99L98 141H96V143H94ZM107 142L110 143V141H107ZM142 142H143V141H142ZM159 142H160V141H159ZM159 142H158V145H156V144L154 143L155 146H159ZM242 142H244V140H243ZM104 143H106V142L104 141ZM104 143H103V144H104ZM109 143H108V144H109ZM118 143H119V144H118ZM136 143H137V142H136ZM148 143H149V144H150V143H153V141L151 142V140H149V142H147V143H146V141H145V146L147 145L145 148L148 149L149 152H150V150H154V151L156 150V151H158V152L160 151V149H161L160 146H161L162 144H160V146H159L160 149H159V147H158V149H159V150H158L157 147H153V146L150 147V145L148 146ZM239 143H240V142H239ZM247 143H248V142H247ZM247 143H244V144H247ZM93 144H94V145H93ZM137 144H138V143H137ZM142 144H143V143H142ZM170 144H171V143H168V145H170ZM242 144H243V143H242ZM244 144H243V146H245ZM3 145H4V143H3ZM127 145H128V146H127ZM152 145H153V144H152ZM168 145H167V146H168ZM249 145H250V144H249ZM255 145H256L255 147H257L258 145H263V144H260V143L257 142V144H255ZM104 146H106V145L104 144ZM109 146H110V145H107V148H108ZM112 146H113L112 149H115L114 145H112ZM134 146H135V145H134ZM163 146H164V143H163ZM167 146H166V147H167ZM246 146H248V144H247ZM2 147H3V146H2ZM110 147H111V146H110ZM119 147H120V146H119ZM129 147H128V149H129ZM132 147H133V146H131L130 149H131ZM141 147H142V146H141ZM168 147H170V146H168ZM249 147H251V148H248V147H247V149H248V150L250 149L251 152H250V151L248 152V150H247V155H246V153H244V154H240V152L242 153V152H245V150H246L244 147H243V148L241 147V148H242V149H241L242 151L239 150V155H240L239 157L242 158L241 155H246L247 157H246V156H243L242 159L245 161V159L247 158L246 160H248V157H249V160H250V159L252 160L253 165L251 164V163H252L251 160H250V162H249V160H248V163H247V161H246V162H245L246 164H245V163H242V164L240 163L241 166H240V165H239V166L237 165V166H238V167H241V168H240V171H241V169H242V171H245V168H246V167L250 169V166H251V165H252V167H251L250 170L257 169V171H258V169H259L258 172L255 170V171L258 173V174H256V176H259V175L262 174L261 179H260V176L258 177V178L260 179V180H259L260 182L257 181V182H258L257 185H259V183H262L261 181L264 179V175H263V173H264V165H263V163H264V146H263V148H262V146H261L260 148H258L259 146H258L257 148H254V145L251 144ZM252 147H253V148H252ZM117 148H118V147L116 146V149H117ZM120 148H121V147H120ZM122 148H123V146H122ZM122 148H121V149H122ZM124 148H125V147H124ZM134 148H137V149H138V150H135V151H139V153H138V152H137V154L135 153L137 156H138V154H139V156H140V155H141V156H144V155H145L144 153H145L146 151H148V150H146V151L143 150L142 152H144V153H143V155H142V154H141L142 152L140 151L141 149L139 150L138 147H134ZM142 148H143V147H142ZM145 148H144V149H145ZM162 148H163V147H162ZM261 148H262V149H261ZM1 149H2V148H1ZM108 149H109V151H111V154H113L111 148H108ZM108 149H107V150H108ZM116 149H115V150H116ZM121 149H120V150H121ZM128 149H127V150H128ZM167 149H168V148H167ZM167 149L165 148V151H166ZM177 149H178V148H175L174 151H173L175 154H176ZM243 149H244V151H243ZM251 149H252V150H251ZM253 149H255L256 151H254ZM257 149H258V150H257ZM259 149H260V150H259ZM117 150H118V149H117ZM117 150H116V151H117ZM131 150H132V149H131ZM133 150H134V149H133ZM172 150H173V149H172ZM178 150H179V149H178ZM109 151H108V152H109ZM113 151H114V150H113ZM122 151H123V150H122ZM122 151H121V152H122ZM124 151H126V150L124 149ZM124 151H123V152H124ZM129 151H130V150H129ZM135 151H133V152H135ZM168 151H170V150H168ZM253 151H254V152H253ZM117 152H118V151H117ZM119 152H120V151H119ZM121 152H120V153H121ZM127 152H128V151H127ZM151 152H152V151H151ZM160 152H161V151H160ZM163 152H164V149H163ZM163 152H161L160 155H157V153H153L152 155H150L151 153H150V154L148 153L149 155H148V154H146V155H147L148 157L150 156L151 158H155V156H156V159H155V160H157V162H158L157 165H159V163H160V164L162 163V165H160L161 167H160V166L155 167L156 163H155V165H152V164H151V165H152V167L157 168V169H155L156 171H157V170H158L159 172L161 171L162 174L165 173L164 176H163V177L165 178V180L167 179V178H166V176H167L166 173H167V172H163L164 169L161 170L162 168H166L167 166H169V168H168V167H167V168H168V170H170L172 167L174 168V167L176 166L175 168L178 169L179 167H182V166H187V167H188L189 165H191L190 163H192L191 159H189L190 157L188 158V156H186V157L183 158L182 155H181V156L178 155V156H179L178 158H182V160H184V162L182 161V163L179 162V163H181L182 166L178 163L177 160H176L177 162L175 161L176 163H175V162H172V161H171L172 158H171V160L169 159L172 163H171L170 165H168L169 163H167V162H169V160L165 162L164 157L161 156V154H162ZM179 152H181V151H179ZM179 152H177V154H179ZM120 153H119V157H121V161H123V160H124V157H123V155L120 156ZM165 153H166V152H165ZM168 153H169V152H168ZM168 153H166V154H168ZM174 153H173V154H174ZM250 153H253V154L251 155ZM124 154L126 155V153H124ZM127 154H128V153H127ZM129 154H131V153L129 152ZM158 154H159V153H158ZM166 154H164V155H166ZM146 155H145V156H146ZM168 155H169L168 158H170V155L172 156V154H168ZM183 155H184V154H183ZM185 155H186V154H185ZM185 155H184V156H185ZM250 155H251V156H250ZM127 156H128V155H127ZM147 156H146V157H147ZM160 156H161V158H159ZM176 156H177V155H176ZM129 157H131V155H129L128 158H129ZM132 157H133V156H132ZM132 157H131V159H133V160L135 159V161H132V162H133V163L136 162V159H137L136 156H134L133 158H132ZM150 157H149L148 161L150 160V162H151ZM174 157H175V156H174ZM174 157H173V158H174ZM244 157H245V158H244ZM250 157H251V158H250ZM128 158L126 157L125 160H127ZM138 158H139V157H138ZM140 158H141V157H140ZM176 158H177V157H176ZM176 158H175V159H176ZM187 158L189 159L188 161H187ZM97 159H98L97 161H95L94 159H93L94 161H91V160H90L89 163H90V164L92 163V165L94 164L93 166H95V165H96V162H97V164H99V157H98ZM131 159H130V162H131ZM142 159H143V158H141V160H142ZM160 159H161L162 161H164L165 163L162 162ZM125 160H124V161H125ZM138 160H140V159H138ZM144 160H145V158L143 159V161H144ZM155 160L152 159V163H153ZM166 160H167V159H166ZM185 160H186L187 162H185ZM159 161H160V162H159ZM179 161H181V160H179ZM93 162H95V163H93ZM128 162H129V161H128ZM140 162H141V161H140ZM150 162H149V163H150ZM155 162H156V161H155ZM188 162H189V163H188ZM242 162H243V161H242ZM145 163H147V159H146ZM149 163H148V164H149ZM173 163H175V164H173ZM177 163H178V165H177ZM236 163H237V162H236ZM255 163H257L258 165H257V166L254 165ZM110 164H111V165H110ZM110 164H109V165L112 166L113 163L110 162ZM164 164H165V165H164ZM187 164H188V165H187ZM259 164H260V166H259ZM75 165L77 166V164H75ZM79 165H81V164H79ZM109 165H108V166H109ZM129 165H130V164H129ZM157 165H156V166H157ZM166 165H167V166H166ZM235 165H236V164H235ZM242 165H243V166H242ZM248 165H249V166H248ZM96 166H97V165H96ZM106 166H107V165H106ZM108 166L105 167V168H108ZM113 166H114V165H113ZM132 166H133V164H132ZM149 166H150V165H149ZM162 166H166V167H162ZM171 166H172V167H171ZM177 166H178V167H177ZM237 166H236V167H237ZM245 166H246V167H245ZM262 166H263V168H262ZM97 167H98V166H97ZM97 167H96V169H95V167H93L94 170H96V171H95V173H97L96 176L100 174L101 177H102L103 174H106V173L108 174V176L110 175L109 172H107L109 169H108V170L106 169V171H104L105 169H102V171H104V172L101 173V170H98L99 168H97ZM127 167H128V170H129V169H130V166H128V164H127L126 161L123 162V169H124V168L126 169ZM238 167H237V168H238ZM243 167H245V168H243ZM112 168H114V167H112ZM112 168H110V169H112ZM159 168H161V169L159 170ZM252 168H253V169H252ZM73 169L76 170L75 167H74ZM77 169H78V168H77ZM152 169H153V168H152ZM260 169H261V170H260ZM75 170H74V171H75ZM79 170H81V167H80V166H79ZM94 170L92 169L91 172H92V171L94 172ZM165 170H166V169H165ZM235 170H236V169H235ZM237 170H238V169H237ZM77 171H78V170H76L75 173H77ZM82 171H83V169L80 171V173H79V171H78V173L80 174V176H81V175L84 176V174H85V175H88V174H86V173H82ZM113 171H114V170L110 171V172H111L110 179H107V178L105 177L106 180H107L106 183H108V182L111 180V178H112V172H113ZM126 171H127V169H126ZM238 171H239V170H238ZM242 171H241V172H242ZM261 171H262V172H261ZM83 172H84V171H83ZM115 172H116V169H115ZM139 172L141 173L140 170H139ZM154 172H155V171H154ZM246 172H249V171L246 169V171H245V172H242V173H245V175H249V174H250V172H249L248 174H246ZM75 173H73V171H71L70 173H68V174H66V175H63V179H64V181H66V183L68 184V185L66 184V185H67V188H68L69 186L71 187V185H72V186L75 185V182H73V180L76 181V182H79V183H81V184H84L85 181L88 179V177L86 176V180L84 179L85 177L82 178V179H84L85 181L82 180V179H81V181H79L78 179L80 178V176L78 177V179H76V178H77V174H76L75 177H73V175H75ZM113 173H114V172H113ZM117 173H118V172H117ZM151 173H152V172H151ZM259 173H260V174H259ZM72 174H73V175H72ZM162 174H161V175L158 174V175H160V176H158V177H159V181L162 180V179H161ZM89 175L91 176V175H93V173H91V174H89ZM100 175H99V176H100ZM165 175H166V176H165ZM96 176H95V177H96ZM106 176H107V175H106ZM150 176H151V175H150ZM92 177H93V176H92ZM103 177H104V176H103ZM103 177H102V178H103ZM262 177H263V179H262ZM73 178H74V179H73ZM146 178H147V177H146ZM153 178H154V176H153ZM164 178H163V179H164ZM63 179H62V180H63ZM160 179H161V180H160ZM64 181H62L60 184L64 183ZM83 181H84V182H83ZM104 181H105V179H104ZM162 181H163V180H162ZM263 181H264V180H263ZM73 183H74V185H73ZM164 183L166 184L167 182H163V183H162L163 186H166ZM254 183H255V182H254ZM263 183H264V182H263ZM263 183H262L261 185H259L258 189H259V188H260V189H263V188H264V186H263V188L261 187L262 185H264ZM81 184H79V185H81ZM159 184H160V183H159ZM66 185H65V186H66ZM79 185L76 183L75 186H76V187H79ZM160 185H161V184H160ZM160 185H158V186H160ZM248 185H252V184H251V183H250V184L248 183ZM61 186H62V185H61ZM61 186H60V187H61ZM63 186H64V185H63ZM158 186H157V184H156V186H155V189H156L157 192L154 191V192L152 193V196H153V197H152V202L156 201L157 204H158V205H156V203H155V204L152 203V204H154V207H153V208H154L155 210L157 209L156 211H158V210L161 211V209H162V210H164V212H166V211H167V207H166V206H167L168 202H167V200H164L163 202H167V204H164V203L161 204V203H162L161 200H162L163 198H161V194H157V193H159V190H160V187H161V186H160V187H158ZM163 186H162V187H163ZM167 186H168V184H167ZM255 186H256V185H255ZM162 187H161V188H162ZM256 187H257V186H256ZM62 188H64V187H62ZM62 188H61V189H62ZM249 188H250V187H249ZM68 189H69L68 191H70V192H71V189L73 190V188H71V189L68 188ZM77 189H78V188H77ZM77 189H76V190H77ZM162 189H163V188H162ZM162 189H161V192H160V193H162V191H163ZM62 190L64 191V190H67V189H62ZM76 190H75V191H76ZM263 190H264V189H263ZM263 190H259V191H258V194H262V193L264 192ZM63 191H62V192H63ZM68 191H65V192H68ZM260 191H262V193H260ZM59 192H61V191L59 190ZM70 192H69V193H70ZM59 194H61V193H59ZM65 195L67 196L68 194L66 193ZM66 196H64V193H62V194H61V197H59V198H60V199H63V198L65 197V199H66V198H67ZM69 196H70V195H69ZM97 197H98V196H97ZM241 197H242V196H241ZM258 197H259V195H258ZM99 198H102V196H100ZM136 198H137V197H136ZM136 198H135V199H136ZM160 198H161V199H160ZM261 198H262L261 196L258 198V199H260V200H258L259 203H257V204H259L258 206L260 207V210H262V206H264V204H263V201H264V200L262 201ZM65 199H63V200H65ZM96 199H97V198H96ZM238 199H240V197H239ZM242 199H243V197H242ZM63 200H62V201H63ZM125 200H126V199H125ZM128 200H129V199H128ZM128 200H126V201H128ZM138 200H139V197H138ZM159 200H160V202H159ZM243 200H244V199H243ZM103 201L105 202V200H103ZM139 201H140V200H139ZM139 201L137 202V201L134 200V201H133L134 204H132L133 202H131L132 205H131V204H128V205H131V206H134L135 204L137 205V203H139ZM142 201H143V200H142ZM142 201H141V203H140L139 210H138L140 213H139V212L137 213V212L135 211V212H136V213H135L136 215H135V214H134V215H135V217H136L137 215H138L139 217H141V218H139V219H137V217H136L137 221H138V220H141V219L143 220V221H142L143 223H141V224H143V225H142V227L140 226V229L142 230L143 227H144V229H146V226H144V225H147V224H148L147 229L149 228V229H148V232H149V230H150V228H151V226H152V223H153V222H150V221H151V219L153 220V219L155 218V214H156V213L153 212V208L149 206L151 203H150L149 205L147 204V203H148V200H147V203H144V201H143V205L141 206ZM145 201H146V200H145ZM149 201H150V200H149ZM260 201H261V202H260ZM106 202H107V201H106ZM106 202H105V203H106ZM124 202H125V201H124ZM242 202H243V201H242ZM100 203H101V202H100ZM109 203H111V202L108 201L107 204H109ZM127 203H128V202H127ZM127 203H124V204L118 205V207H114L115 205L112 206V207H109V206H111V205L108 206V205L106 204L108 208H107V207L105 208V205L101 204L102 206H101V209H100V210H102V211H99V210H98L99 213L101 214V216H100V218H99V219H100L99 222L101 221L100 223H102V221H103V223L106 222L105 224H107V223L113 224L112 222H110V220H112V221H114V224H115V223L118 224V222H117L118 220L121 219V221H123V220L126 219V218H129V219L132 218V220L134 221L135 218H134V216L131 214V213H132L131 210H129V212H128L129 214H128V215H127V211H122V210H128V209H130V206L128 207V206H127ZM129 203H130V201H129ZM97 204H98V202H97ZM146 204H147V205H146ZM99 205H100V204H99ZM99 205H98V207H100ZM122 205H124L123 208H122ZM144 205H146L147 207L144 206ZM160 205H162V208L160 207V208L158 209L157 206L159 207ZM163 205H164V206L166 205V206H165L166 209H164L165 207L163 208ZM137 206H138V205H137ZM143 206H144V207H143ZM124 207H127V208L125 209ZM141 207L143 208V210L141 209ZM145 207H146V208H145ZM259 207L256 206V208H259ZM103 208H104V209H103ZM133 208H134V207L131 208L132 211H133ZM135 208H136V206H135ZM135 208H134V209H135ZM137 208H138V207H137ZM150 208H151V209H150ZM263 208H264V207H263ZM108 209H109V210H108ZM111 209L114 210V211L117 210L118 213L121 212L122 214H119V215H118V214L116 213V211H115V214L108 213V214H109V216H108V214L105 213V211H106V212H111V211H112ZM140 209H141V210H140ZM144 209H145V210H144ZM146 209H147V210L149 209V211H146ZM169 209H170V208H169V206H168V210H169ZM103 210H104V211H103ZM151 210H152V213H155L154 215L151 213ZM155 210H154V211H155ZM258 210H259V209H258ZM114 211H113V212H114ZM160 211H159V212H160ZM103 212H104V213H103ZM130 212H131V213H130ZM142 212H143V215H141ZM145 212H149V213L146 214ZM159 212H158V213H159ZM164 212H163V213H164ZM124 213H125V214H124ZM158 213H157V216H158ZM161 213H162V212H161ZM169 213H170V212H169ZM102 214H103V215H104V214H107V215H105V216H106V217H105V216H103ZM130 214L132 215V217L130 216ZM145 214H146V215H145ZM150 214L152 215V217H148V219L151 218L150 221H148L147 217H145L146 219H145V218L143 219L144 215H145V216H147V215L150 216ZM166 214H167V213H166ZM166 214H165V213L163 214V215L165 216L164 219H163V216H162L161 214H160V215L162 216V218H161L160 215H159L160 217L158 216L159 218L163 219L162 221H160V222H163V223H160V222L158 223L157 221H159V218L157 217L158 220H156V223H158V225H156L157 227L155 226V228H154V230H153L155 234L157 233V234H156V237H157V238L159 237L158 234L165 232V230L163 229V228H165V226H164V222H165L166 225H167V222L169 223V220H168L169 215H166ZM112 215H113V216H112ZM117 215H118V216H117ZM126 215H127L128 217H126ZM98 216H99V214H98L95 218H97ZM107 216H108V217H107ZM116 216H117V218L119 217V219L115 222V220L117 219ZM123 216H125V218H123ZM166 217H167V218H166ZM101 218H102L103 220H102ZM133 218H134V219H133ZM114 219H115V220H114ZM97 220H98V218L95 219L94 221H97ZM144 220H146V221H145L146 223L144 222ZM167 220H168V221H167ZM90 221H91V220H90ZM135 221H136V220H135ZM135 221H134V222H135ZM187 221H188V220H187ZM92 222H93V221H92ZM92 222H88V220H87V222H85L84 225H85L87 228H90V227H91V228H92L91 231H92V233H94L93 230L96 231L95 229L97 228L98 225L96 226V223H95V222L92 223ZM97 222H98V221H97ZM148 222L151 223V226H150V227H149L150 224H149ZM103 223H102V224H103ZM137 223H138V222H136V224H137ZM144 223H145V224H144ZM154 223H155V220H154ZM87 224H88V225H87ZM90 224H91V225L95 224V226H91ZM105 224H103V225H105ZM114 224H113V226H114ZM162 224H163V226H162ZM108 225H109V224H108ZM115 225H116V224H115ZM116 226L118 227V225H116ZM167 226H168V225H167ZM167 226H166V227H167ZM95 227H96V228H95ZM101 227L104 228V227L100 224L99 228H101ZM106 227H107V225H106ZM109 227L112 228V226H110V225H109ZM117 227L113 228V230L116 229V230L118 231ZM138 227H139V226H138ZM91 228H90V229H91ZM111 228H109V231H110V232L112 231ZM90 229H89V231H90ZM140 229H139V230H140ZM151 229H152V228H151ZM156 229H157V231L155 232ZM162 229H163V232H162V231L159 232V230H162ZM165 229H166V228H165ZM106 230H107V229H106ZM91 231H90V232H91ZM109 231H108V233H109ZM117 231H115V232L117 233ZM145 231H146V230H145ZM145 231H144V232H145ZM153 231L150 230V233L153 232ZM90 232H89V233H90ZM105 232H106V231H105ZM139 232H140V233H139ZM139 232L137 233L138 235L144 233L143 231H139ZM148 232H147V233H148ZM108 233H106V234H107L108 236H110V238L107 237V236H106L107 238H106V237H102V238H104V240H105V242H106L104 250L107 248V250L111 252L112 249L115 248V247H121V245L123 246V244H125L123 247L126 248L125 246H128V245H130V244L132 243V241H131L132 239L130 240L129 238H131V237H129L128 235H127V236H128L129 238H128L126 235H125V237L123 238L124 235H122V234L120 235V236H122V237H119V236H118V238H117V236H116L117 234H116V233L112 232V235H111V233H110V235H109ZM118 233H120V231H119ZM150 233H148V234H150ZM155 234H154V235H155ZM90 235H91V234H90ZM118 235H119V234H118ZM150 235H151L150 237L154 236L153 233L150 234ZM157 235H158V236H157ZM160 235H162V234H160ZM92 236H93V237H92ZM92 236H91L92 238H95V239H92L93 241H95L96 239H98V231L95 232L94 234H92ZM113 236H114V237H113ZM91 237H90L89 234H88V237L85 238V240H87V239H89V238H91ZM126 237H127V238H126ZM156 237H154L156 240L152 239V240H153V243H154V241L157 242V240L160 239V237H159L158 239H157ZM105 238H106V239H105ZM112 238H114V240H115L114 242H116L117 244H116V243L113 244L112 241H111V242H109V245H108V240H109V239L112 240ZM122 238H123V239L126 238L127 240H122ZM132 238H133V237H132ZM152 238H153V237H152ZM43 239H44V238H43ZM49 239H50V238H45V239H44L45 241H47V245L43 248V253L48 252V250H49V248H48V242L50 243V242H51L50 240H52L53 242L55 241L54 245H56V246L58 247V246H60V243H61V242H63V243L65 244V240H66L67 238H64V239H61V238H60L61 241L59 240V238H55V239L52 238V239H50V240H49ZM107 239H108V240H107ZM149 239H151V238H149ZM106 240H107V241H106ZM109 241H110V240H109ZM159 241H161V240H159ZM159 241H158V242H159ZM53 242H52V243H53ZM103 243H104V242H103ZM111 243H112L113 246L111 245ZM122 243H123V244H122ZM148 243H149V241H148ZM150 243H152V242H150ZM159 243H160V242H159ZM92 244H94V243H92ZM49 245H50V247L52 246L51 243H50ZM114 245H115V247H114ZM155 245H156V244H155ZM155 245H154V246H155ZM157 245H158V247L160 246L159 244H157ZM150 246H151V245H150ZM91 247L95 248V246H93V245H92ZM91 247H90V248H91ZM156 247H157V246H156ZM156 247H155V248H156ZM67 248H68V247H66L65 249L68 250ZM151 248L154 250V248H153V246H152V247L149 248L150 251H152ZM115 249H116V248H115ZM117 249H118V248H117ZM117 249H116V251L113 249V252H114V251H115V253H116V252H117V253L120 252V253H119L120 255L123 254L124 249H122L123 251H122V250L119 251V250H117ZM90 250H91V249H90ZM92 250H93V249H92ZM92 250H91V251H92ZM95 250H96V248H95ZM158 250H160V248H159ZM91 251H90V252H91ZM108 251H106V252H107V255H108ZM121 251H122V252H121ZM150 251H149V252H150ZM155 251H156V249H155ZM160 251H161V250H160ZM93 252H96V251H93ZM110 252H109V253H110ZM113 252H111V253H113ZM157 252H158V251H157ZM157 252L155 253V255H157ZM166 252H168V251H166ZM166 252H165V253H166ZM171 252H172V251H171ZM171 252H169V253H171ZM111 253H110V255H109V259H110V256H112ZM152 253H153V251H152ZM152 253H150V254H151V255H154V253H153V254H152ZM158 253H160V252H158ZM93 254H94V253H93ZM96 254H97V253H96ZM105 254H106V253H105ZM119 254H118V255H119ZM124 254H126V252H125ZM127 254H128V253H127ZM127 254H126V255H127ZM148 254H149V253H148ZM163 254H164V253H162V255H163ZM166 254H168V253H166ZM166 254H165V256H163V257L167 258L168 255H167V257H166ZM94 255H95V254H94ZM113 255H114V254H113ZM128 255H129V254H128ZM128 255H127L126 257H128ZM151 255H150V256H151ZM155 255H154V257H155ZM158 255H159V254H158ZM158 255H157V256H158ZM160 255H161V254H160ZM171 255H173V254H171ZM105 256H106V255H105ZM121 256H122V255H121ZM123 256H124V257H123ZM123 256H122V257H120V256L117 257V255H116V258H118V260H117V259L115 260V259H113V258L111 257V258L113 259V260L110 259L111 261H110L109 259L107 260V258L104 259V258H103L104 256H103L102 258L105 260V262H104V260H103V262H104L105 264H108L109 261H110L111 263H114V264H123V263H125V262H126L125 264H127V262H128V261H126L127 258L125 259V255H123ZM106 257H108V256H106ZM113 257H114V256H113ZM131 257H132V254L130 255L129 258H131ZM151 257H153V256H151ZM100 258H101L100 256L97 257V260H98L99 262H96V261H95L96 263H93V264H98V263H99V264H104V263L101 262V261H102V258H101V260H100ZM119 258H120V259H119ZM121 258H122V260L125 259V262H123V261L121 260ZM132 258H133V257H132ZM134 258H135V257H134ZM169 258H171V256H170ZM119 260H121V261H119ZM128 260H129V259H128ZM130 260H133V259H130ZM130 260H129V261H130ZM93 262H94V261H93ZM121 262H123V263H121ZM109 264H110V263H109Z\"/></svg>",
  "mask_w": 264,
  "mask_h": 264
}]
</instances>
